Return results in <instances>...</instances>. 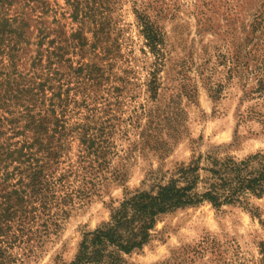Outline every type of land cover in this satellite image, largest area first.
I'll use <instances>...</instances> for the list:
<instances>
[{
	"label": "rangeland",
	"instance_id": "rangeland-1",
	"mask_svg": "<svg viewBox=\"0 0 264 264\" xmlns=\"http://www.w3.org/2000/svg\"><path fill=\"white\" fill-rule=\"evenodd\" d=\"M47 2L51 12L36 16L43 28L57 29L48 41L68 39L80 27L73 8L66 0ZM79 2L92 17L83 29L89 46L69 49L67 59L75 68L93 64L95 80L78 84L82 77H74L56 91L54 100L64 101L57 118L70 133L50 170L62 179L58 200L46 216L22 222L19 212L12 229L2 226L0 264H72L86 237L107 228L124 201L155 191L182 166L264 156V0ZM23 4L15 9L22 12ZM138 17L163 35L160 56L148 48ZM93 22L103 31L98 43ZM30 27L36 43L39 26ZM35 55L36 46L27 49L21 72L31 71ZM85 133L91 143H83ZM247 202L160 215L143 249L126 255L108 248L101 264L109 255L124 264H264V197Z\"/></svg>",
	"mask_w": 264,
	"mask_h": 264
},
{
	"label": "trees",
	"instance_id": "trees-1",
	"mask_svg": "<svg viewBox=\"0 0 264 264\" xmlns=\"http://www.w3.org/2000/svg\"><path fill=\"white\" fill-rule=\"evenodd\" d=\"M19 1L0 0L1 232L2 226L12 229L10 224L19 212H22L21 221L26 219V215L46 216L50 206L57 203L54 188L62 179L55 177L50 170L59 164L65 150L62 138L70 133H66V125L60 124L63 121L57 118V109L63 108L64 101L54 100L60 99L56 91L62 92L64 83L74 77H82L78 84H93L95 80L93 64L78 62L80 67L75 68L73 60L67 59L69 49L80 48L82 51L89 46L83 29L92 17L79 0H66L73 8L72 20L80 24L79 29L68 39L58 37L49 41L57 29L43 28L45 22L41 16H36L38 12L44 15L51 12L47 0H23L22 12L15 9ZM138 18L148 48L160 56L163 35L148 19ZM30 22L39 26L36 28V43H31ZM93 24V40L98 43L103 31H95L97 25ZM96 45L92 44L90 48L96 49ZM32 46H36V55L30 58L31 71L26 74L19 70L18 65ZM40 69L44 71L42 75L36 72ZM48 93L53 94L49 97ZM52 126L55 127L53 130ZM83 139L84 144L91 143L87 133ZM207 161L209 167H201L200 161L182 166L171 180L159 185L155 191L141 192L124 201L107 228L86 237L72 264H101L99 257L108 248L126 255L143 249L151 241L160 215L204 203L219 209L246 204L250 197H264L263 155L257 154L241 161L208 157ZM17 177L19 181L11 184V180ZM68 198L65 196L63 199ZM62 205L65 206L64 203L59 204ZM121 230H126L128 236L123 237ZM90 236L91 241H88ZM107 259V264H124L121 257L109 255Z\"/></svg>",
	"mask_w": 264,
	"mask_h": 264
}]
</instances>
